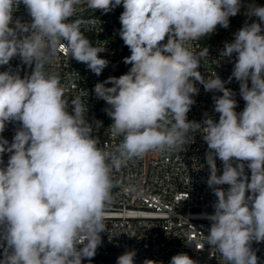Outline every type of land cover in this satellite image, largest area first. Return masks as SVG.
Instances as JSON below:
<instances>
[{
    "label": "clouds",
    "instance_id": "9594fccd",
    "mask_svg": "<svg viewBox=\"0 0 264 264\" xmlns=\"http://www.w3.org/2000/svg\"><path fill=\"white\" fill-rule=\"evenodd\" d=\"M21 3L30 24L13 21ZM83 3L105 14L116 6L124 9L119 36L130 49L124 63L131 68L94 86L96 97L109 105L112 136L122 137L114 151L98 147L85 100L73 98L70 112L59 76L45 70L61 47L97 76L108 66L99 56L105 48L93 46L81 31L82 24L96 21L71 19ZM240 7L241 0H0V66L16 56L34 64L24 78L0 72V133L5 122L21 123L11 144L0 136V229L6 242L0 264L91 261L107 230L113 171L149 152L179 153L201 130L208 145L207 185L217 197L203 243L224 264H258L251 245L264 242V6L249 8L256 22L245 23L221 53L236 54L229 81L240 82L242 112L235 111L237 101L224 81L214 72L205 79L198 71L208 50L196 54L191 48L218 25L228 28ZM193 81L223 93L214 97L218 122L206 118L202 126L188 120L199 92ZM101 126L97 121L96 129ZM5 152L10 156L3 166ZM216 158L223 163L222 175ZM135 256V250L126 251L116 264H134ZM170 264L197 261L180 253Z\"/></svg>",
    "mask_w": 264,
    "mask_h": 264
},
{
    "label": "built area",
    "instance_id": "2783aa9c",
    "mask_svg": "<svg viewBox=\"0 0 264 264\" xmlns=\"http://www.w3.org/2000/svg\"><path fill=\"white\" fill-rule=\"evenodd\" d=\"M123 6H116L107 14L102 10H91L86 3L77 6L72 20H95V24H82L81 31L93 46L105 48L99 53L101 58L109 61L108 66L97 76L84 63L69 57L63 47L58 48L55 58L45 65V70L56 73L61 85L65 88V98L69 101V111H72L71 101L81 97L87 104L86 120L93 126V136L98 140V147L114 151L122 141V137H114L109 126L113 120L107 115V103L94 93V86L104 82L109 77H119L128 73L130 64L124 63V58L131 55L130 49L119 36L121 24L119 17ZM19 19L30 24L31 17L26 7L21 3L13 12V21ZM256 22V21H255ZM245 24L229 23L218 37L211 43L203 38L192 43L194 53L199 54L205 49L207 55L202 58L198 71L205 78H211L213 72L225 82V87L233 92L237 101L235 111L244 110L246 102L240 94V82L234 77L229 81L234 70L236 54L232 57H222L225 43H231L235 34ZM14 27V23L10 25ZM264 29V25H262ZM264 34V30H262ZM167 40V38H166ZM166 40L164 43H166ZM218 62V63H217ZM34 69L23 63L19 56L14 57L8 65L0 66V72L11 71L21 78L30 76ZM199 89L192 98L195 103L187 114L189 121L203 125V120L212 118L219 120V113L214 110V97L222 96L219 91H205L202 84L193 81ZM251 87V81H248ZM111 87V84H106ZM83 91L87 96L83 97ZM102 126L96 129V122ZM21 127L18 121L5 122V130L0 133L11 144L16 131ZM208 145L202 136V130L194 133L192 142L185 145L181 152H149L142 158L129 161L119 171H113V200L107 210L105 223L107 230L102 232V243L97 248L96 264H116L117 258L126 251L135 250L134 264H143L149 259L158 264H170L174 255L185 253L197 264H224L219 253L203 243L211 227L207 216L214 213L217 197L207 185L210 175L206 163ZM10 153L3 154L4 165H7ZM218 175H222L223 163L216 158ZM235 166V164H234ZM245 173L250 178V170L245 162ZM224 190L228 185L220 186ZM250 193H246L248 195ZM0 229V259H3L4 246ZM78 247H82L78 246ZM258 257V264H264V242H252L251 245Z\"/></svg>",
    "mask_w": 264,
    "mask_h": 264
},
{
    "label": "rangeland",
    "instance_id": "374dc122",
    "mask_svg": "<svg viewBox=\"0 0 264 264\" xmlns=\"http://www.w3.org/2000/svg\"><path fill=\"white\" fill-rule=\"evenodd\" d=\"M255 6H264V0H241L240 11L238 12L237 15L229 18V23L251 24L255 22L256 18L250 17L248 15L249 8L255 7ZM222 29L223 27L218 25L216 30L212 34L202 37V38L204 39L205 42L211 43L218 37ZM82 264H94V261H92V259L91 261H89L88 259H84L82 261Z\"/></svg>",
    "mask_w": 264,
    "mask_h": 264
},
{
    "label": "trees",
    "instance_id": "16d2710c",
    "mask_svg": "<svg viewBox=\"0 0 264 264\" xmlns=\"http://www.w3.org/2000/svg\"><path fill=\"white\" fill-rule=\"evenodd\" d=\"M92 261H94V264H96V259L95 258H92Z\"/></svg>",
    "mask_w": 264,
    "mask_h": 264
}]
</instances>
